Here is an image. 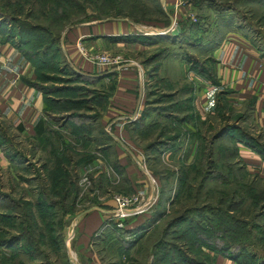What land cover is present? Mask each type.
Returning a JSON list of instances; mask_svg holds the SVG:
<instances>
[{
    "label": "rangeland",
    "instance_id": "obj_1",
    "mask_svg": "<svg viewBox=\"0 0 264 264\" xmlns=\"http://www.w3.org/2000/svg\"><path fill=\"white\" fill-rule=\"evenodd\" d=\"M73 1V5L62 3L55 7L53 0H9L8 4L6 0H0V21L4 23L2 31L15 36L13 42L20 46L22 53L33 56L32 63L38 67L37 80L54 104L52 112L45 119L46 130L57 134L76 131V127H80L79 130L86 136L85 145H88L90 136L95 138L96 143L104 142L95 116L104 88L99 84L81 82L62 56L57 55V48L46 45L47 36L41 34V29L47 30L49 36L57 37L67 27L111 18H126L138 25L155 26L157 29L170 28L171 23L168 20L166 23L164 19V13L169 14V10H164L163 0H111L115 7L109 13L104 9L98 11L96 7L99 3L96 1ZM183 1L189 6V14L181 26H174L179 28L177 34L167 32L164 36H150L156 44L131 49L128 52L130 57L138 56L136 59L147 61L148 66L164 57L182 58L193 67L207 70L211 65L207 55L212 43H216L226 31L233 30L248 38L256 50L264 55V0ZM158 5L163 16L154 10ZM117 12L122 16H108ZM60 14L64 19L55 24L53 19ZM168 14L165 16L167 19ZM51 20L52 26L48 27ZM116 51L126 53L125 50ZM164 61L172 60L167 58ZM152 98L156 99L152 103L157 108L169 101L159 98V95ZM234 118L235 115L229 117L227 123L236 127L235 133L242 131L252 134L258 145L264 148L263 136L255 131L249 120L243 117L235 124ZM223 123L220 118L214 119L212 131L207 134L206 140H198V159L205 158V154L209 153L212 161L209 168L197 171L167 168L160 160L163 156L160 149L165 148L156 143L165 138H155L158 128L151 127L147 131L152 147L145 153L149 157V175L144 177L147 183L145 194L148 196V179L151 177L154 186L159 181L156 191L158 200L147 211L144 209L142 213L135 214H141L138 224L136 221H119L128 217L117 219L109 216L110 220L92 236L91 244L96 242L94 249L101 264H212L215 257H235L239 253L240 257L253 253L264 262V179L247 176L242 170L236 171L238 163L227 164L232 161L226 156L232 146L226 140H214V148H209L208 140ZM5 129V125L0 124V134ZM11 144L12 148L9 147ZM94 144H91L93 148L89 151L94 149ZM5 146L6 155L14 153V162L18 164L16 172L21 174L22 179L11 182L8 178L2 180L0 205L4 216L0 229V264H67L65 260L70 258L69 241L75 237V223L67 216L61 217L60 211L58 216L50 213L40 217L32 208L33 218L38 228L42 227V234L39 236L34 232L26 243L21 242L22 246L9 249V235L15 233L11 227L17 229L25 224L26 219L22 216L29 209L25 201H29L27 203L30 205L35 204L39 192L46 199H51L52 195L44 190L47 187L45 179L42 180L46 174L43 164H48L43 157L45 154L32 153L27 143L20 145L16 139ZM92 172L84 171L77 176L78 204H97V198L108 194L112 188L123 191L121 195L132 194L121 178L111 188L104 174L96 175L93 179ZM185 174L186 180L178 182L177 177L183 179ZM24 177L31 180L24 181ZM40 197L38 195V199ZM220 198L222 201H218ZM15 213L21 215L20 221L16 220L18 216L9 220ZM207 225L213 226V230L206 228ZM49 227H54V232ZM51 238L58 241L57 245L52 244ZM123 246L126 248L123 249Z\"/></svg>",
    "mask_w": 264,
    "mask_h": 264
},
{
    "label": "crops",
    "instance_id": "obj_2",
    "mask_svg": "<svg viewBox=\"0 0 264 264\" xmlns=\"http://www.w3.org/2000/svg\"><path fill=\"white\" fill-rule=\"evenodd\" d=\"M162 3L164 10H169V14H165L171 18L170 23L181 26L189 14V6L183 0H163ZM152 29H156L155 26H141L126 18H111L67 27L58 38L63 59L81 77V81L104 88L96 119L104 142L96 143L95 138L90 136L88 145L79 146L72 140L79 137H74L69 131L57 133L76 152L94 155L92 162L72 172L79 176L84 171H93V179L96 175L104 174L111 188L122 176L127 189L142 198L145 210L158 200L156 191L159 181L154 186V180L149 177L147 196L144 177L149 175V157L145 153L150 141L149 137L140 135V127L143 130L158 128L155 138L170 140L168 146H162L165 149H160L163 154L160 160L174 171L181 166L188 168L193 165L197 142L206 140L207 134L212 131L214 119L220 118L229 124V117L235 115L236 124L244 117L264 138V55L256 50L248 38L237 30L221 35L216 45L208 51L207 56L211 60L208 72L212 78L208 79L182 58L164 57L148 66L147 61L136 59L138 56L130 57L128 52L131 49L156 44L154 41L143 43L133 39L153 36L146 33ZM2 30L0 21V124L6 127L0 134V188L2 180L6 178L9 182L22 179L21 174L16 172L18 164L14 162V153L12 157L6 155L4 146L7 142H15L16 139L20 145L27 143L32 153H44L47 162L46 143L37 140L35 125L41 119L45 123L50 113L46 96L34 86L36 79L32 63L16 48L13 38L4 37ZM78 40L89 52L120 56L122 63L116 69H99L77 54L75 43ZM116 50H125L126 53ZM167 58L172 61L165 62ZM154 95H162L169 101L158 108L153 107L152 102L156 100L152 98ZM40 136L46 138L47 131ZM92 143H95L94 149L89 151ZM227 143L235 146L236 160L247 176L264 179V159L258 152L238 140ZM110 161L121 168V176L109 165ZM43 168L46 174L42 180L45 179L44 183L47 184L49 164H43ZM13 171L16 173L12 174ZM29 180L24 177V181ZM122 192L112 188L108 194L97 198V204H78V198H75L70 217L75 223V237L69 241L70 258L65 260L67 264H101L94 249L96 242L91 244L92 236L110 220L114 206L112 197ZM2 213L4 210L0 205V215ZM140 215L119 221L137 223ZM71 230L73 234V227ZM212 264L235 262L215 257Z\"/></svg>",
    "mask_w": 264,
    "mask_h": 264
},
{
    "label": "trees",
    "instance_id": "obj_3",
    "mask_svg": "<svg viewBox=\"0 0 264 264\" xmlns=\"http://www.w3.org/2000/svg\"><path fill=\"white\" fill-rule=\"evenodd\" d=\"M99 3V6L96 7V9L98 11H102L103 9L105 11H107L108 13L113 11V8L115 7L114 3L111 0H93ZM6 3H9V0H6ZM55 3V7L59 6L60 4L64 3L66 4V6L73 5L75 4L73 0H53L52 5ZM16 5V3H15ZM103 7H102V6ZM156 13L160 14L162 13L161 16H163V11L161 9V7L158 5L155 9ZM143 10H141L142 13ZM49 13V10H48ZM121 14H119V12H117V14L115 15H108V16H120ZM122 16V15H121ZM124 16V15H123ZM166 14L164 13V19L166 20L167 23V18L165 17ZM57 19H53V21L55 22V24H57L56 22H59V20H63V14H60V16H56ZM125 17V16H124ZM57 20V21H56ZM53 21L51 20L48 21V27L52 26ZM133 21V20H132ZM134 22V21H133ZM3 21H1V26H3ZM10 26V24H8ZM3 28V27H2ZM41 34L47 36V40L45 41L46 45L48 47L51 46H55V48H57L56 52L57 55H61V51L59 49V44H58V38H59V33L57 34V37H53V36H49L48 35V31L47 30H43L41 29ZM2 33L5 35L4 37L6 39L9 38H14L15 36L10 35V33H5L2 31ZM152 36V35H151ZM156 36V35H153ZM133 39L138 40L139 42H148L150 43L151 37L148 35L144 38L141 37H133ZM218 41H216L217 43ZM216 43H212V46L209 48L211 49L213 46L216 45ZM14 45L16 46V48L22 53V51L20 50V46H18L16 43H14ZM45 45V46H46ZM31 63H32V58L28 57L26 54L22 53ZM62 56V55H61ZM63 58V57H62ZM191 64V63H190ZM33 67H34V73H35V79H36V84L34 83V86L37 87L45 96H46V101L48 102L50 109L48 110L49 112H52L54 104L52 103V101H50L49 97H48V93L45 92L41 86V83L37 80V68L33 63H32ZM192 66V65H191ZM193 67V66H192ZM196 70H198L200 73H202L204 76H206L208 79H212L209 72L210 71L208 68L203 69L202 67H193ZM78 78H80V81L82 80L80 76L77 75ZM82 82V81H81ZM166 98L162 95H159V98ZM103 96L101 98V100L99 101L100 103L97 104V107L99 105H101ZM96 119L98 118V113H96ZM235 126V125H234ZM36 130H38V132L36 133V138L37 140L40 141H44V143H46V155H47V162L49 164V168L47 171V175H48V182L45 185L47 188H45V191H48L52 197L51 199H46L45 195H42L41 192H39L38 195H41V197L38 199V195H37V202L33 205H30V203H27L29 201H25L26 202V214L25 216H22V218H25V224L24 226H18L17 229L15 227H11L15 229V233L10 234L9 235V249L16 247L17 246H22L21 242L24 241V243L27 242L28 237L31 236L32 233L35 232V234H38L39 236L42 234L41 232V228H38V225L35 221V219L33 218V210L32 208L35 209L36 213L38 215L47 216V215H53V216H58V213L60 211L61 213V217L63 216H67V217H71L73 214V208H74V204H75V198H76V193H77V189H76V179H77V175L74 174L72 171L74 169H78L82 166H86L88 165L90 162H92L94 155L92 153L89 152H83V153H78L75 150H73V146L65 139L61 138L60 136H58V134L56 133H50L46 130L45 128V124L43 119H41L40 121H38L35 125ZM38 127V128H37ZM77 130L76 131H70L69 133L71 135H73L74 137H79V139H75L72 138V140L78 144L79 146H84L85 145V140H86V136L84 135V133H82V131L79 130L80 127H76ZM148 130H143L142 127H140L138 129L139 133L141 136L143 137H147L146 133ZM47 131L48 136L45 138V136H40V134H42V132ZM217 131V132H216ZM215 131V133L212 135L211 139L208 140V146L209 148H214L213 144H214V140H216V142L218 140L223 141H234V140H238L240 142H243L245 144H247L248 146H250L251 148H253L256 152H258V154L264 159V148L261 147L260 145H258L259 143L256 142L252 136H249L247 133L244 132H236L237 129L236 127L234 128L233 126L229 125V124H225L222 125L221 127H219L217 130ZM50 137V138H48ZM169 139H164L161 141H157L156 143L160 146H168L169 145ZM204 141V140H202ZM231 145V144H229ZM232 148L230 149V152L228 154H226L227 158L230 159L232 158L231 163H227V164H236L238 163L236 160V149L234 145H231ZM152 144L149 142L146 145V149H151ZM160 149V148H159ZM198 149L199 146L196 150V154H195V162L193 163L192 166L185 168L183 166H181L178 170L181 171V169L184 170H191V171H197L198 169H207L209 168V165L211 163V157L209 156V153L206 155L205 154V158H201L198 159L197 154H198ZM212 154V152H210V155ZM146 155V154H145ZM200 155H203L200 152ZM13 155H9V157H12ZM224 157V156H223ZM112 167V169L115 171V173L119 174L120 176L121 174V168L114 162V161H110L109 163ZM222 164V163H221ZM204 166V168H203ZM225 166H229L226 165ZM237 170H242V168L240 166H236V171ZM243 171V170H242ZM243 173H245L243 171ZM247 175V174H246ZM102 176V175H101ZM205 176V175H203ZM126 184V180L121 176L120 177ZM181 180H186V174L184 176L183 179H181V177H177V181L181 182ZM251 183V182H250ZM186 185V183H184ZM253 186V183H251ZM109 185V183H108ZM180 186V185H179ZM127 189V187H126ZM128 190V189H127ZM129 191V190H128ZM38 193V192H37ZM262 196H264V193L262 194ZM218 201H222V199L220 198ZM18 213V212H17ZM15 213L13 216L14 217H9V220L17 217V221L21 218V215L19 216V214ZM3 213L0 215V229H1V218L3 217ZM8 218V216H7ZM126 220V219H124ZM20 221V220H19ZM144 223L146 221H143ZM138 226V225H137ZM208 227L206 228H210L211 230H213V226L207 225ZM50 230L52 232H54V227H49ZM203 229V230H206ZM123 241V240H122ZM51 242L54 245H57V240L55 238H51ZM19 244V245H18ZM0 246H2L1 242H0ZM6 246V247H8ZM120 248H122V246H120ZM126 247L123 246V249H125ZM25 251H27V249H24ZM237 254L235 257L234 256H227L228 259L232 260L235 262V264H264V262L260 261L258 259V257H256V255H254L253 253H248L243 255L242 257H240ZM35 264H40V263H35Z\"/></svg>",
    "mask_w": 264,
    "mask_h": 264
},
{
    "label": "built area",
    "instance_id": "obj_4",
    "mask_svg": "<svg viewBox=\"0 0 264 264\" xmlns=\"http://www.w3.org/2000/svg\"><path fill=\"white\" fill-rule=\"evenodd\" d=\"M177 1L181 2L182 0H177ZM170 28H174L172 23ZM75 48L77 54L80 57L89 60L101 70L116 69L122 63V58L120 56L110 55L105 52H100V53L89 52L81 44L80 40H78L75 43ZM112 200L114 202V206L112 208L110 215L117 219H123L131 215L142 213L145 209V203H142V198L135 193H132L131 195L128 196L117 194L112 197Z\"/></svg>",
    "mask_w": 264,
    "mask_h": 264
},
{
    "label": "water",
    "instance_id": "obj_5",
    "mask_svg": "<svg viewBox=\"0 0 264 264\" xmlns=\"http://www.w3.org/2000/svg\"><path fill=\"white\" fill-rule=\"evenodd\" d=\"M169 19H170L169 21H171V18H169ZM178 31H179L178 27H174V29H170L169 27H165V28H162V29H157V28L156 29H152V30L146 31V33L147 34H154V35L164 36L167 32L170 35H176Z\"/></svg>",
    "mask_w": 264,
    "mask_h": 264
}]
</instances>
